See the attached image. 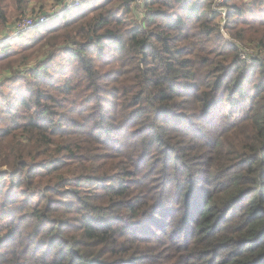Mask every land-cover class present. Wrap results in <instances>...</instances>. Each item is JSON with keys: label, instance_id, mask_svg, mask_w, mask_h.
I'll return each instance as SVG.
<instances>
[{"label": "trees", "instance_id": "16d2710c", "mask_svg": "<svg viewBox=\"0 0 264 264\" xmlns=\"http://www.w3.org/2000/svg\"><path fill=\"white\" fill-rule=\"evenodd\" d=\"M214 1L91 0L0 55V264H264V0Z\"/></svg>", "mask_w": 264, "mask_h": 264}, {"label": "rangeland", "instance_id": "374dc122", "mask_svg": "<svg viewBox=\"0 0 264 264\" xmlns=\"http://www.w3.org/2000/svg\"><path fill=\"white\" fill-rule=\"evenodd\" d=\"M95 1L102 2L103 0H95ZM147 1L148 0H146V2ZM224 1L218 2L217 0H215L213 2V4H211V9L214 10L215 13L219 12V8L220 7H224L223 10H222L224 12V14H223L224 18L223 19H221V18L219 19V24H221V25H223L226 22L225 18L227 16L228 12H229L228 8L223 5ZM8 2L11 4V1L8 0ZM57 2H58L57 0H32L31 1V5L29 7V11H27V14L25 16H21L23 14H16L18 10H16L15 7L11 6L9 8V12H10L9 13V17H11V19L9 21V25L7 24V25H4V26H2L0 28V55L3 54L6 51H20V50H22L24 48V46L29 44L33 40V38L36 36L35 30L38 27L37 28H33V29H29V30H27L25 32H22L21 34H19L17 36H11V32H12L11 26H12V24L14 22H16L17 20H21V19H23V18H25L27 16H36V15L41 14L42 12H50L51 10H53L55 7L58 6L57 4L59 2L58 3ZM245 2H249V1L245 0ZM80 7H77V8L73 7L71 9H67L62 16L53 18V19L49 20L47 23H45V24H50V23H52V22H54L56 20L58 21L61 18H63L65 16V14H67V12L72 11V10L76 11ZM131 7H132L133 12H134V13H131V15H130L131 18H133L134 15H135L134 18L136 16H139V18H143L142 16H140L138 14V11H136L137 7L135 6L134 2H132ZM18 16H20V17H18ZM16 17H18V18H16ZM222 30H223L222 32L225 34L226 38L229 39L228 36H227V31L225 29H222ZM35 59L36 58L34 56H32L31 59L27 63L32 64ZM248 62L250 64L254 63V61L250 60V59H249ZM23 65H24L23 61H19L13 66L14 69H16V70H12V69H4L3 68L4 66L0 64V82H2L4 80L6 81L4 83V85H3V90H5V91L11 90L10 89V85H9V83H7V81L9 79V77L11 76L12 72L13 71L15 72V71H18V70H22L23 69ZM0 92H1V87H0Z\"/></svg>", "mask_w": 264, "mask_h": 264}, {"label": "built area", "instance_id": "2783aa9c", "mask_svg": "<svg viewBox=\"0 0 264 264\" xmlns=\"http://www.w3.org/2000/svg\"><path fill=\"white\" fill-rule=\"evenodd\" d=\"M91 0H63L58 6L55 7L50 12H44L36 16H27L21 20H17L12 25L11 36H17L22 32H25L29 29L40 27L41 25L47 23L49 20L62 16L67 9H71L73 7H80L84 3L89 2ZM218 2H222L224 0H217ZM146 3V0H134V4L137 7L138 14L143 17V7ZM224 7L219 8V12L222 11ZM10 28V29H11Z\"/></svg>", "mask_w": 264, "mask_h": 264}]
</instances>
